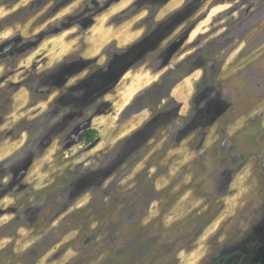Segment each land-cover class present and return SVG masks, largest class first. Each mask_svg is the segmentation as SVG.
<instances>
[{
  "label": "rangeland",
  "instance_id": "374dc122",
  "mask_svg": "<svg viewBox=\"0 0 264 264\" xmlns=\"http://www.w3.org/2000/svg\"><path fill=\"white\" fill-rule=\"evenodd\" d=\"M0 264H264V0H0Z\"/></svg>",
  "mask_w": 264,
  "mask_h": 264
},
{
  "label": "flooded vegetation",
  "instance_id": "af4514ba",
  "mask_svg": "<svg viewBox=\"0 0 264 264\" xmlns=\"http://www.w3.org/2000/svg\"><path fill=\"white\" fill-rule=\"evenodd\" d=\"M161 24H164V22H162ZM65 78H66V75L65 74L61 75V77L59 79L60 81L58 83H63V81L65 80Z\"/></svg>",
  "mask_w": 264,
  "mask_h": 264
}]
</instances>
